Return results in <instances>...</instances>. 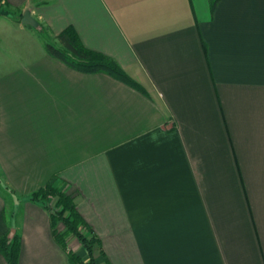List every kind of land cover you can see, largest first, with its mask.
Returning a JSON list of instances; mask_svg holds the SVG:
<instances>
[{
  "label": "crops",
  "instance_id": "crops-1",
  "mask_svg": "<svg viewBox=\"0 0 264 264\" xmlns=\"http://www.w3.org/2000/svg\"><path fill=\"white\" fill-rule=\"evenodd\" d=\"M2 1L0 235L19 233L18 264L83 256L27 198L49 182L102 264H264V0ZM67 26L141 89L46 53Z\"/></svg>",
  "mask_w": 264,
  "mask_h": 264
},
{
  "label": "trees",
  "instance_id": "trees-1",
  "mask_svg": "<svg viewBox=\"0 0 264 264\" xmlns=\"http://www.w3.org/2000/svg\"><path fill=\"white\" fill-rule=\"evenodd\" d=\"M217 1L210 0L211 10H213ZM9 12L7 4L3 1L0 2V14ZM56 40V43L44 42L46 53L57 57L77 70L106 72L141 89V86L112 57L85 47L71 26L61 30L56 35ZM27 198L37 202L48 211L54 237L63 247L68 249V240L71 237H74L80 243L83 256L68 249V257L72 264H102L93 253L99 239L78 213L72 196L49 182L30 192ZM58 225L61 227L59 228ZM19 250L20 235L17 231H14L11 235L8 233L0 235V254L7 264H18Z\"/></svg>",
  "mask_w": 264,
  "mask_h": 264
},
{
  "label": "water",
  "instance_id": "water-1",
  "mask_svg": "<svg viewBox=\"0 0 264 264\" xmlns=\"http://www.w3.org/2000/svg\"><path fill=\"white\" fill-rule=\"evenodd\" d=\"M21 21L30 25H36V21L29 15L28 11H24L21 16ZM14 232L13 229H10L9 235Z\"/></svg>",
  "mask_w": 264,
  "mask_h": 264
},
{
  "label": "rangeland",
  "instance_id": "rangeland-1",
  "mask_svg": "<svg viewBox=\"0 0 264 264\" xmlns=\"http://www.w3.org/2000/svg\"><path fill=\"white\" fill-rule=\"evenodd\" d=\"M68 247H69V244H68Z\"/></svg>",
  "mask_w": 264,
  "mask_h": 264
}]
</instances>
